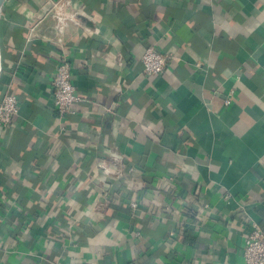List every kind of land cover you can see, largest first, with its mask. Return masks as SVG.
Here are the masks:
<instances>
[{"label":"crops","instance_id":"1","mask_svg":"<svg viewBox=\"0 0 264 264\" xmlns=\"http://www.w3.org/2000/svg\"><path fill=\"white\" fill-rule=\"evenodd\" d=\"M45 3L0 0V99L10 84L19 106L0 264H244L264 228V0H73L85 29L40 21ZM149 47L173 55L161 74L142 72ZM61 50L81 98L62 119ZM108 148L133 177L98 184Z\"/></svg>","mask_w":264,"mask_h":264},{"label":"built area","instance_id":"2","mask_svg":"<svg viewBox=\"0 0 264 264\" xmlns=\"http://www.w3.org/2000/svg\"><path fill=\"white\" fill-rule=\"evenodd\" d=\"M55 16L62 26L74 24L80 29H85L88 23V17L82 7L73 4V0H46L42 7L39 20ZM119 61L121 57L117 58ZM173 59L172 54H162L154 47L147 48L140 59L142 72L146 76L157 75L164 72ZM20 61L15 62L11 72V77L15 76ZM53 106L60 119L74 113L75 106L81 102L80 96L72 83V63L64 50L58 55V65L52 77ZM233 92L226 97L224 104H232ZM19 112L18 99L10 92V84L0 99V128L7 130L11 127L14 117ZM60 126V130H64ZM122 154L112 148H108L105 156L100 160L97 168L96 179L98 184H104L109 179H123L124 177H133L134 168H126ZM127 173V175H126ZM126 181V178L123 179ZM103 196V194H102ZM229 198V196L227 197ZM130 208H136V202H129ZM251 229L248 232L243 249L244 264H264V228L258 223L252 222Z\"/></svg>","mask_w":264,"mask_h":264}]
</instances>
